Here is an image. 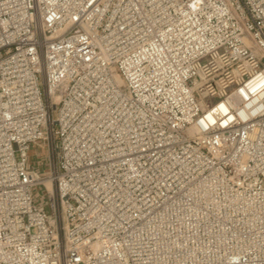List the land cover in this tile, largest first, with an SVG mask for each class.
I'll return each instance as SVG.
<instances>
[{
    "label": "built area",
    "instance_id": "built-area-1",
    "mask_svg": "<svg viewBox=\"0 0 264 264\" xmlns=\"http://www.w3.org/2000/svg\"><path fill=\"white\" fill-rule=\"evenodd\" d=\"M0 264H264V0H0Z\"/></svg>",
    "mask_w": 264,
    "mask_h": 264
},
{
    "label": "rangeland",
    "instance_id": "rangeland-1",
    "mask_svg": "<svg viewBox=\"0 0 264 264\" xmlns=\"http://www.w3.org/2000/svg\"><path fill=\"white\" fill-rule=\"evenodd\" d=\"M46 150H47V146L42 143L36 144L32 147L30 152V162L32 166H35L38 160L43 159V156H45V154L47 153ZM37 189H38L37 190L38 200L44 202L47 198L46 191L42 186H39ZM48 210H50L49 207Z\"/></svg>",
    "mask_w": 264,
    "mask_h": 264
},
{
    "label": "bare ground",
    "instance_id": "bare-ground-1",
    "mask_svg": "<svg viewBox=\"0 0 264 264\" xmlns=\"http://www.w3.org/2000/svg\"><path fill=\"white\" fill-rule=\"evenodd\" d=\"M45 184H46V186L48 187V189L50 191L53 190L52 183H51V181L49 179L45 180Z\"/></svg>",
    "mask_w": 264,
    "mask_h": 264
}]
</instances>
